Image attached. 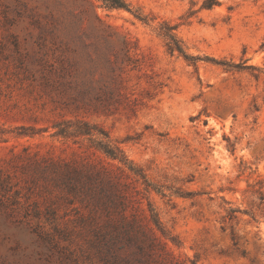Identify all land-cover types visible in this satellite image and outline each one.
Masks as SVG:
<instances>
[{"label":"rangeland","instance_id":"1","mask_svg":"<svg viewBox=\"0 0 264 264\" xmlns=\"http://www.w3.org/2000/svg\"><path fill=\"white\" fill-rule=\"evenodd\" d=\"M44 1L54 0H0V264H104L44 175L49 162L91 146L55 136L81 119L166 194L143 192L138 204L158 214L164 264H264V0H217L210 9L207 0H126L130 11L59 0L73 31L92 38L96 24L130 41L140 60L124 76L115 114L89 112L72 89L45 85L57 59L31 24ZM169 29L202 60L170 54ZM231 209L236 220L223 223ZM127 254L114 264H142Z\"/></svg>","mask_w":264,"mask_h":264},{"label":"trees","instance_id":"2","mask_svg":"<svg viewBox=\"0 0 264 264\" xmlns=\"http://www.w3.org/2000/svg\"><path fill=\"white\" fill-rule=\"evenodd\" d=\"M96 1L107 10L130 11L126 0ZM218 4L217 0H207L205 7L210 9ZM61 6L59 0L44 1L42 12L33 11L31 15V24L39 30L43 46L49 47L57 59V64L46 66L45 85L66 93L72 89L79 106L89 112H119L124 76L140 66V60L132 54L131 42L96 24L92 38L85 39L73 31ZM96 19L98 24L102 23L98 16ZM171 31L165 34L170 54L177 53L193 65L202 60L188 55ZM55 136L74 140V144H80V138L91 143L79 158L51 161L44 169V175L60 191L61 199L77 211L74 231L104 264H114L113 260L123 253H135L142 264H164L155 233L163 231L158 214L150 203L149 214L138 204L142 203L139 197L143 192L146 195L155 191L164 197L166 194L97 125L82 119L65 123ZM255 193L263 200V192ZM237 212L231 209L223 223L236 220ZM50 214L55 215V211L52 209ZM222 229L225 231L226 226ZM232 239L237 246L238 237L233 234Z\"/></svg>","mask_w":264,"mask_h":264}]
</instances>
